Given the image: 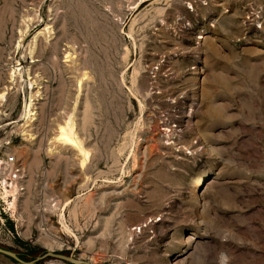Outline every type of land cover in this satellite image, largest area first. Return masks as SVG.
<instances>
[{
	"label": "rangeland",
	"instance_id": "rangeland-1",
	"mask_svg": "<svg viewBox=\"0 0 264 264\" xmlns=\"http://www.w3.org/2000/svg\"><path fill=\"white\" fill-rule=\"evenodd\" d=\"M177 1L0 0V152L26 167V192L0 200L1 248L264 264V0ZM67 121L84 164L57 139Z\"/></svg>",
	"mask_w": 264,
	"mask_h": 264
},
{
	"label": "bare ground",
	"instance_id": "bare-ground-1",
	"mask_svg": "<svg viewBox=\"0 0 264 264\" xmlns=\"http://www.w3.org/2000/svg\"><path fill=\"white\" fill-rule=\"evenodd\" d=\"M183 1L184 0H178L177 1L176 9L180 10L179 7H181L182 5L184 6ZM189 4H190L189 8H192L191 5H193V2H190ZM193 7H195V5ZM165 24H167V23H165ZM162 58H165V57H162ZM171 59H172V56L166 57L167 62H170ZM162 61L159 62V66H155L154 63H152L150 65L151 70L153 71V73L156 74V76L153 79V81L151 82V84L147 87V89H145V91H146L145 94L148 96H151L152 98L153 97L155 98L157 93H161V94L164 93V91L162 90V87L160 85V80H159V76H160L161 71H163L166 68L165 64L161 63ZM171 70L173 71V69H171ZM2 96H4V94H2ZM168 96H169V99L171 100L172 103H175V102L178 103L180 101V98L182 97L180 95H177L175 92H173L172 94L168 93ZM27 113H28V115H27L28 121L33 120L34 116L36 115L37 112L34 111V106L32 104H30L29 108L27 109ZM164 125H165V128H164V132L162 131L163 132L162 134H163V137L166 138V141L169 140V141H172L174 144H177V143L180 144V140L182 137L180 135H178V133H177L178 129L176 130L175 128H172V126L170 125L168 120L164 122ZM166 134L169 137H166ZM57 139L59 141H61V143H63L64 145H73V146L78 147L79 151L81 153L83 152V154L85 155V158L83 159V164L86 162V157H88V152L85 151V149L82 146V143L78 142L77 138H75L74 128H73L71 121H67V122H65V124L60 126ZM187 147H188L187 149L190 148L189 146H187ZM56 149H57V147L55 149H53V148L50 149V151L53 152ZM181 149H182V147H181ZM198 183H199V181H198ZM197 186H198V184H197ZM65 226L68 228L67 225H65Z\"/></svg>",
	"mask_w": 264,
	"mask_h": 264
},
{
	"label": "built area",
	"instance_id": "built-area-1",
	"mask_svg": "<svg viewBox=\"0 0 264 264\" xmlns=\"http://www.w3.org/2000/svg\"><path fill=\"white\" fill-rule=\"evenodd\" d=\"M25 165L13 153L0 152V200L15 203L26 192Z\"/></svg>",
	"mask_w": 264,
	"mask_h": 264
},
{
	"label": "water",
	"instance_id": "water-1",
	"mask_svg": "<svg viewBox=\"0 0 264 264\" xmlns=\"http://www.w3.org/2000/svg\"><path fill=\"white\" fill-rule=\"evenodd\" d=\"M0 252L8 255V256H11L13 258H15L16 260L22 262V263H26V264H30V262H27V261H24L23 259H21L15 252L13 251H10V250H6V249H3L0 247ZM47 257H54V258H57V259H61V260H65V261H69L71 263H74V264H92L88 261H83V260H80V259H76L72 256H68V255H64V254H59V253H56V252H53V251H47L45 254L41 255V256H38L36 259H34V261H40L42 259H45Z\"/></svg>",
	"mask_w": 264,
	"mask_h": 264
},
{
	"label": "trees",
	"instance_id": "trees-1",
	"mask_svg": "<svg viewBox=\"0 0 264 264\" xmlns=\"http://www.w3.org/2000/svg\"><path fill=\"white\" fill-rule=\"evenodd\" d=\"M12 250V249H11ZM38 253L36 252V254H34V252H33V256L31 257L30 255H25V254H23V255H20V257L22 258V259H24V260H26V261H30V260H33V259H36L37 257H38Z\"/></svg>",
	"mask_w": 264,
	"mask_h": 264
}]
</instances>
